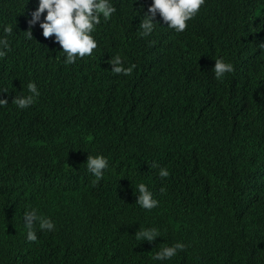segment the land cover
<instances>
[{
  "label": "trees",
  "instance_id": "trees-1",
  "mask_svg": "<svg viewBox=\"0 0 264 264\" xmlns=\"http://www.w3.org/2000/svg\"><path fill=\"white\" fill-rule=\"evenodd\" d=\"M112 3L98 47L67 65L38 24L26 38L37 0H0V35L13 30L0 58V264H264V0H205L182 33L157 15L150 36L151 0ZM115 55L130 75L110 71ZM218 58L233 65L219 80ZM29 82L40 95L18 109ZM88 155L109 163L95 184ZM139 183L156 208L135 203ZM32 209L55 226L37 224L35 242ZM139 227L161 236L135 240ZM176 242L184 251L152 260Z\"/></svg>",
  "mask_w": 264,
  "mask_h": 264
},
{
  "label": "clouds",
  "instance_id": "clouds-1",
  "mask_svg": "<svg viewBox=\"0 0 264 264\" xmlns=\"http://www.w3.org/2000/svg\"><path fill=\"white\" fill-rule=\"evenodd\" d=\"M205 0H151L147 11L140 20L139 29L142 36H150L157 25V15L167 25V28L177 33H182L187 28V22L191 20L200 10ZM117 9L112 0H37V6L30 14L28 20L29 30L26 31V38L33 39L31 29L37 24L42 29L44 38L54 37L53 43L59 45L61 53L64 54V63L74 64L77 58L91 56L93 50L98 47L97 41L92 35L97 25L101 23V17L108 21L116 13ZM12 28L3 27V35H0V58L7 55L9 50V41L7 37L12 34ZM264 49V43L258 45ZM110 71L114 74L128 76L132 73L135 65L124 66L120 55L112 56L108 60ZM214 77L219 80L225 74L233 71V65L227 63L223 58L214 60V66L211 69ZM28 95L15 96L12 104L18 109H26L33 105L40 93L34 82L27 84ZM8 104L6 99H0V107ZM89 173L98 183L103 179L104 171L108 169V159L102 155H88L84 164ZM160 178H167L169 171L167 168H160L158 171ZM138 195L136 204L142 209L152 210L158 206V201L153 198V194L143 183L137 185ZM165 190L161 188V192ZM24 228L26 229V240L35 242L37 234L35 226L38 224L40 230L54 231L53 222L44 216H38L37 210L26 211L23 217ZM161 236L159 229L155 227L143 228L135 233L134 239L153 243ZM186 245L182 242H176L170 246H162L155 253L152 260L163 262L175 257L178 252L184 251Z\"/></svg>",
  "mask_w": 264,
  "mask_h": 264
}]
</instances>
